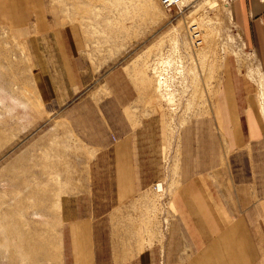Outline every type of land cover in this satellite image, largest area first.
Here are the masks:
<instances>
[{
  "label": "rangeland",
  "instance_id": "obj_1",
  "mask_svg": "<svg viewBox=\"0 0 264 264\" xmlns=\"http://www.w3.org/2000/svg\"><path fill=\"white\" fill-rule=\"evenodd\" d=\"M227 3L0 0V264H75V223L89 225L93 264H192L204 247L173 198L195 179L196 195L221 197L224 221L260 228L245 249L256 260L234 264H264V201L247 198L242 176L235 189L242 165L221 107L232 73L262 103L264 79ZM130 125L144 126L147 182L118 195L117 140L103 142Z\"/></svg>",
  "mask_w": 264,
  "mask_h": 264
},
{
  "label": "crops",
  "instance_id": "obj_2",
  "mask_svg": "<svg viewBox=\"0 0 264 264\" xmlns=\"http://www.w3.org/2000/svg\"><path fill=\"white\" fill-rule=\"evenodd\" d=\"M230 14L242 32L246 46L254 54L257 65L261 67L259 70L264 79V0L233 1L230 4ZM224 86L227 91L221 99L224 131L230 148L236 153L233 161L237 165H242V169H237L235 173V189L238 188L237 182L241 181L242 176L243 189L247 192L249 189L247 198L249 196L254 202L264 201V94L262 103L257 89L238 71L231 74L230 78L224 82ZM142 128L144 126L131 125L122 129L116 128L103 142L109 143L112 136L113 140H117L111 141V146L115 157L112 166L115 170L118 195L121 192L132 195L142 189L147 182V178L143 176L144 165L136 153L142 149L140 144L141 134H144ZM96 147L104 149L100 145ZM99 160H101L100 157L95 159L97 163ZM94 164L95 162L92 164V176ZM159 182L162 180L160 179L157 183ZM191 182H195V185ZM199 185H203L201 180H192L173 198L177 213L183 219V229L188 232L196 247L201 245L204 247L201 255L193 259L192 264H234L239 260L243 262V254L249 255L248 261L256 260L258 251L248 252L245 249L249 245H255L254 240L260 228L244 222L224 221V214L228 211L219 208L221 197L211 191L210 194L202 193ZM196 187L200 189L197 191L198 195L192 191V188ZM239 209V211L231 210L230 213L245 211L243 206ZM257 211L264 213V209ZM172 224L170 233L172 245L175 248L177 245L179 249L180 239L175 231L180 229V223L175 219V223ZM69 229L72 230L71 244L75 246L77 253L75 264H93L89 225L75 223ZM121 263L133 264V260L129 263Z\"/></svg>",
  "mask_w": 264,
  "mask_h": 264
},
{
  "label": "bare ground",
  "instance_id": "obj_3",
  "mask_svg": "<svg viewBox=\"0 0 264 264\" xmlns=\"http://www.w3.org/2000/svg\"><path fill=\"white\" fill-rule=\"evenodd\" d=\"M227 2H228L229 4H231V2H229V0H227ZM228 3H227V4H228ZM161 4H162V6L164 7L162 1H161ZM229 4H228V5H229ZM185 7H186V0H183V2L181 3V10H184ZM164 8H166V7H164ZM166 9H168V8H166ZM168 10H171V9H168ZM255 61H256V59H255ZM262 94H263V93H262ZM167 99L169 100L170 103L175 104L174 94H171L170 96H167ZM156 189H157L159 192H162V191H163V185L160 184V183L156 184Z\"/></svg>",
  "mask_w": 264,
  "mask_h": 264
},
{
  "label": "built area",
  "instance_id": "obj_4",
  "mask_svg": "<svg viewBox=\"0 0 264 264\" xmlns=\"http://www.w3.org/2000/svg\"><path fill=\"white\" fill-rule=\"evenodd\" d=\"M164 7L168 8V9H172V8H177L179 10H181V3L183 2V0H161ZM236 0H229V2H233Z\"/></svg>",
  "mask_w": 264,
  "mask_h": 264
}]
</instances>
